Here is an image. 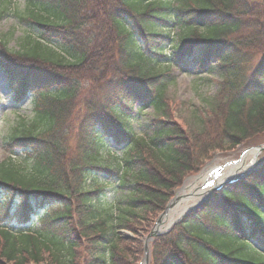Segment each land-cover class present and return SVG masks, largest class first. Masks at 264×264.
Here are the masks:
<instances>
[{"label":"trees","instance_id":"obj_1","mask_svg":"<svg viewBox=\"0 0 264 264\" xmlns=\"http://www.w3.org/2000/svg\"><path fill=\"white\" fill-rule=\"evenodd\" d=\"M13 14L35 32L17 50L0 38V70L33 118L4 140L0 220L14 209L18 224H0V264H138L123 231L139 236L213 153L264 137V0H26ZM189 66L218 78L194 128L168 95ZM151 264H264V161L157 238Z\"/></svg>","mask_w":264,"mask_h":264},{"label":"rangeland","instance_id":"obj_2","mask_svg":"<svg viewBox=\"0 0 264 264\" xmlns=\"http://www.w3.org/2000/svg\"><path fill=\"white\" fill-rule=\"evenodd\" d=\"M25 3L26 0H13L11 13L0 20V38L8 35L10 41L9 48L13 50L19 49L20 38H23L25 35H32L35 32H33L32 29H29V26L19 21L18 17L13 14L14 11H23ZM169 61L173 62L171 58ZM167 65L168 63H164V67ZM173 70L174 78L171 79L168 95L172 109L176 112L175 117L178 116L179 119L184 121L189 127H197L201 124V116L205 117L213 106L214 97L218 89L215 81L218 78L214 74H197L199 71H195L192 66H189L185 70H175L174 68ZM15 99L14 93L9 88L6 76L0 71V163L8 157V153L5 151V138L17 129L29 127L31 119L33 118V103L31 97L22 102H17ZM153 114L154 111L152 108L146 109L140 119L137 118L133 121V125L136 126L139 132H143V127L146 124L147 119L151 118ZM106 143L115 149L113 145H110L111 141H107ZM263 144L264 137L246 145L236 147L230 151L215 152L205 164L207 167L205 168L209 170L215 167L224 166L228 173L232 172L234 167H240L242 161H244L245 165L243 166V169H245L244 171L250 175L257 169L260 160L264 158V154L258 157L257 162L251 158H247L246 154ZM115 150L118 154L121 153V151L117 149ZM247 167L250 168L248 169ZM194 175L197 174H191L184 179L185 185L191 183L188 179ZM248 175L243 177L242 181H245L248 178ZM98 179L101 181L104 180L102 177ZM120 183L121 181H112L109 183L110 186L106 190L107 196L104 201L116 203L120 200L123 193L126 192V186H121ZM182 187L183 184L179 189L181 190ZM14 214L15 212L13 209L8 221L0 220V224L17 228L18 221L15 219ZM40 214L41 212L39 211L38 215ZM158 216L151 224H148L146 221H141L142 231L139 232V236H134V234L129 231H123V240L129 241L134 240L135 238L138 241V244L135 247L136 250L138 248H144L145 239L149 234H147V231L150 232L153 229ZM37 220L38 216L33 218L34 223H37ZM33 227V224H30V228ZM134 255L138 260L139 258L140 260L143 258V254L140 255L135 253Z\"/></svg>","mask_w":264,"mask_h":264},{"label":"water","instance_id":"obj_3","mask_svg":"<svg viewBox=\"0 0 264 264\" xmlns=\"http://www.w3.org/2000/svg\"><path fill=\"white\" fill-rule=\"evenodd\" d=\"M260 151L262 152L263 148H261ZM173 206H174V203L167 209L166 213H168L169 210L173 208ZM160 219L158 221V224H161V220ZM175 223L176 222H174V224ZM158 224H157L155 229L151 232V234L148 236V238L145 241V264H148L149 258H150V255H149V243L153 240L154 237H157V236L160 235V232H159L160 228H158ZM170 227L171 226H169L168 228H170Z\"/></svg>","mask_w":264,"mask_h":264},{"label":"bare ground","instance_id":"obj_4","mask_svg":"<svg viewBox=\"0 0 264 264\" xmlns=\"http://www.w3.org/2000/svg\"><path fill=\"white\" fill-rule=\"evenodd\" d=\"M246 157L247 158H251V159H253L254 161H255V157H254V153L252 152H249V153H247L246 154ZM243 166V165H242ZM179 196H180V198L181 199H184V200H186V199H189V198H192V197H190V193H189V190L188 191H186V190H182L180 193H179ZM164 219H165V217H164ZM174 218L172 217V215H170L169 216V218L166 220V222H169V221H171V220H173Z\"/></svg>","mask_w":264,"mask_h":264}]
</instances>
